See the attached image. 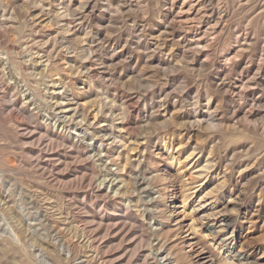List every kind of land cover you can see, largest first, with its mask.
Returning a JSON list of instances; mask_svg holds the SVG:
<instances>
[{
	"label": "rangeland",
	"instance_id": "obj_1",
	"mask_svg": "<svg viewBox=\"0 0 264 264\" xmlns=\"http://www.w3.org/2000/svg\"><path fill=\"white\" fill-rule=\"evenodd\" d=\"M157 248L264 264V0H0V264Z\"/></svg>",
	"mask_w": 264,
	"mask_h": 264
},
{
	"label": "bare ground",
	"instance_id": "obj_2",
	"mask_svg": "<svg viewBox=\"0 0 264 264\" xmlns=\"http://www.w3.org/2000/svg\"><path fill=\"white\" fill-rule=\"evenodd\" d=\"M97 116V114L95 115V117ZM106 134V133H105ZM104 134V135H105ZM117 157H118V155H117ZM116 158V157H115ZM115 160V159H114ZM139 166V165H138ZM207 169V168H206ZM131 176V175H130ZM137 178H138V176H137ZM130 180V179H129ZM128 181V180H127ZM134 183V182H133ZM137 185H138V187H140V186H142V184H141V182L139 181H136L135 182ZM132 185V184H131ZM94 189V188H93ZM136 190H137V188H136ZM130 191V190H129ZM135 191V190H134ZM138 191V190H137ZM207 195V194H206ZM194 196V195H193ZM206 197V196H205ZM202 200V199H201ZM207 205V204H206ZM205 205V206H206ZM109 206V205H108ZM116 206V205H115ZM205 206H203V207H205ZM119 207V206H118ZM202 209V208H201ZM109 210V209H108ZM199 210V209H198ZM216 210V208H211L210 209V213H208L209 215H208V217H202L201 219H200V222H202L203 223V221L204 220H206V219H209V221H210V219L212 220V222L215 224L216 223V225L217 224H219V227H218V231L217 232H215L214 231V233H216V235H219L218 237H221V238H223L222 239V241L221 242H223L224 244H227V242H230L231 240H232V234H233V232L231 233V229H232V226H233V222L232 221H230V220H226V219H219L218 218V216L220 215V212H218V211H215ZM199 212V211H198ZM197 212V213H198ZM204 211H202V213H203ZM207 216V215H206ZM129 217V216H128ZM199 220V219H198ZM124 221V220H123ZM136 223V222H135ZM134 223V224H135ZM235 225V224H234ZM204 226V225H203ZM141 227H143V226H141ZM148 228H149V226H148ZM210 228V227H209ZM142 230H144V229H142ZM143 232V231H142ZM152 232V231H151ZM18 233H19V237H21L23 234H24V230L21 228V229H19V231H18ZM144 233H146V232H144ZM143 233V234H144ZM142 234V235H143ZM141 235V236H142ZM147 235V234H146ZM153 235V234H152ZM235 236V235H234ZM142 237H144V236H142ZM217 238V237H216ZM220 238V239H221ZM234 238V237H233ZM140 239H142L141 241H139V245L138 246H136V250L137 251H142L143 252V250H142V248H143V245L144 244H148L149 242H150V239H146V238H141L140 237ZM234 240V239H233ZM71 243H73V242H71ZM237 243V242H236ZM91 244V243H90ZM223 244V245H224ZM235 244V243H234ZM73 245H75V244H73ZM228 245V244H227ZM230 245V244H229ZM232 245V244H231ZM93 246H95V245H93ZM153 246V245H152ZM73 247H75V246H73ZM15 248V247H14ZM21 248H23V247H21ZM76 248V247H75ZM97 248V247H96ZM228 248V250H231V248L230 247H227ZM11 249V248H10ZM47 249L50 251V253H51V255L55 258V260H61L62 258L61 257H59L60 255L58 254V253H56V254H58V255H56L54 252L55 251H53V250H51V248L48 246L47 247ZM53 249V248H52ZM73 249V248H72ZM77 249V248H76ZM157 249H159V248H157ZM243 249V248H242ZM242 249H240L238 252H236L237 253V255L240 257V258H243V259H245V256L242 254ZM7 250H9V248L7 249ZM74 250V249H73ZM94 250V249H93ZM98 250V249H97ZM10 251V250H9ZM75 251V250H74ZM95 251V250H94ZM145 251V250H144ZM98 252V251H97ZM100 252V251H99ZM142 252H140V254L142 253ZM163 251L161 250V249H159V250H156L155 251V254H153L154 253V251H152V254H150V256H152L153 255V258H151L149 255L147 256V257H145V264H148L147 262L150 260V259H152L153 261H155V264H175L176 263V261H171V258L169 257V256H164V257H162L163 256V253H162ZM12 253V252H11ZM144 253V252H143ZM14 254V253H13ZM25 254V253H24ZM101 255V254H100ZM137 255H139V254H137ZM144 255V254H143ZM97 256V255H96ZM139 257V256H138ZM161 257V258H160ZM61 258V259H60ZM100 258V257H99ZM144 258V257H143ZM92 259V258H91ZM138 259V258H137ZM64 260V259H63ZM62 260V261H63ZM92 260H94V259H92ZM91 260V261H92ZM98 260V259H97ZM103 260V259H102ZM141 260V259H140ZM151 260V261H152ZM163 260H164V263H162L163 262ZM250 259H249V257H247L246 258V261L247 262H250L249 261ZM143 261V260H142ZM90 262V261H89ZM93 262V261H92ZM91 263V262H90ZM151 263V262H150ZM93 264V263H92ZM130 264V263H129ZM133 264V263H132ZM249 264H251V263H249Z\"/></svg>",
	"mask_w": 264,
	"mask_h": 264
}]
</instances>
